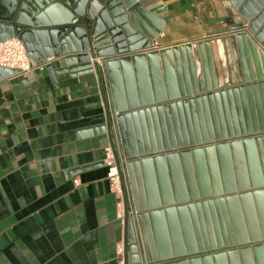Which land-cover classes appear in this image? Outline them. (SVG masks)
<instances>
[{"label": "water", "instance_id": "obj_1", "mask_svg": "<svg viewBox=\"0 0 264 264\" xmlns=\"http://www.w3.org/2000/svg\"><path fill=\"white\" fill-rule=\"evenodd\" d=\"M142 1L0 0V42L107 87L135 210L126 203V264H264V0H233L242 79L222 88L208 41L135 53L161 32Z\"/></svg>", "mask_w": 264, "mask_h": 264}, {"label": "crops", "instance_id": "obj_2", "mask_svg": "<svg viewBox=\"0 0 264 264\" xmlns=\"http://www.w3.org/2000/svg\"><path fill=\"white\" fill-rule=\"evenodd\" d=\"M142 3L158 9L153 22L140 14L161 29L152 43L208 41L220 88L241 81L235 37L247 31L233 0ZM104 92L95 73H55L49 62L0 79V264H118L126 222L104 164Z\"/></svg>", "mask_w": 264, "mask_h": 264}, {"label": "built area", "instance_id": "obj_3", "mask_svg": "<svg viewBox=\"0 0 264 264\" xmlns=\"http://www.w3.org/2000/svg\"><path fill=\"white\" fill-rule=\"evenodd\" d=\"M162 49L158 43H152L150 47L139 49L135 53H147ZM0 67L17 69L22 74H27L36 67L43 68V64L34 66L24 43L19 38H13L0 42ZM124 162L117 141L109 143L105 147L104 164L107 167L110 188L120 198L119 203L122 207L124 205V210H126V203L128 204V215L132 217L135 214L132 186L124 168ZM75 183L78 184L79 179H76ZM117 254L119 256L118 264H126L123 244L117 247Z\"/></svg>", "mask_w": 264, "mask_h": 264}]
</instances>
